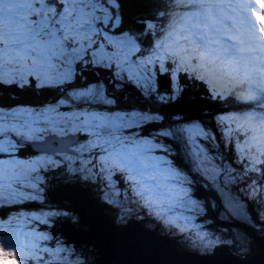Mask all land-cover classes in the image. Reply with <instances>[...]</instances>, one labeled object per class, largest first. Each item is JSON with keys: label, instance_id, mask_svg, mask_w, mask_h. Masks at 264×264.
<instances>
[{"label": "snow or ice", "instance_id": "snow-or-ice-1", "mask_svg": "<svg viewBox=\"0 0 264 264\" xmlns=\"http://www.w3.org/2000/svg\"><path fill=\"white\" fill-rule=\"evenodd\" d=\"M0 251L264 264V0H0Z\"/></svg>", "mask_w": 264, "mask_h": 264}, {"label": "water", "instance_id": "water-1", "mask_svg": "<svg viewBox=\"0 0 264 264\" xmlns=\"http://www.w3.org/2000/svg\"><path fill=\"white\" fill-rule=\"evenodd\" d=\"M92 212L94 215H96L100 220L101 222H106V219H107V213L103 210V209H100L98 207H95L92 209ZM174 241H171L168 245V247L171 249V250H174L175 252L179 253L181 251V249H178L175 247V245L173 244Z\"/></svg>", "mask_w": 264, "mask_h": 264}, {"label": "rangeland", "instance_id": "rangeland-1", "mask_svg": "<svg viewBox=\"0 0 264 264\" xmlns=\"http://www.w3.org/2000/svg\"><path fill=\"white\" fill-rule=\"evenodd\" d=\"M0 264H14V257L6 251H0Z\"/></svg>", "mask_w": 264, "mask_h": 264}, {"label": "trees", "instance_id": "trees-1", "mask_svg": "<svg viewBox=\"0 0 264 264\" xmlns=\"http://www.w3.org/2000/svg\"><path fill=\"white\" fill-rule=\"evenodd\" d=\"M175 246H177L178 248H181L180 244L178 242H176V241H175Z\"/></svg>", "mask_w": 264, "mask_h": 264}]
</instances>
